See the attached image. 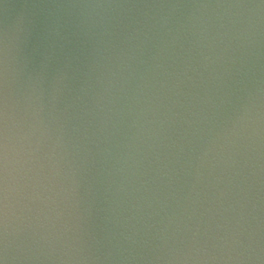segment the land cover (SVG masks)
<instances>
[{
	"label": "water",
	"instance_id": "obj_1",
	"mask_svg": "<svg viewBox=\"0 0 264 264\" xmlns=\"http://www.w3.org/2000/svg\"><path fill=\"white\" fill-rule=\"evenodd\" d=\"M0 260L264 264V0H0Z\"/></svg>",
	"mask_w": 264,
	"mask_h": 264
},
{
	"label": "clouds",
	"instance_id": "obj_2",
	"mask_svg": "<svg viewBox=\"0 0 264 264\" xmlns=\"http://www.w3.org/2000/svg\"><path fill=\"white\" fill-rule=\"evenodd\" d=\"M98 7H99V5H98ZM0 264H4V262L2 260H0Z\"/></svg>",
	"mask_w": 264,
	"mask_h": 264
}]
</instances>
